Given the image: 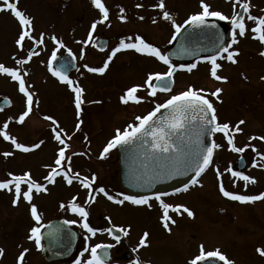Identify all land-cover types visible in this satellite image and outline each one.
<instances>
[{"label":"rangeland","instance_id":"rangeland-1","mask_svg":"<svg viewBox=\"0 0 264 264\" xmlns=\"http://www.w3.org/2000/svg\"><path fill=\"white\" fill-rule=\"evenodd\" d=\"M103 1L112 16L104 23L97 24L92 38L93 41H96V37L100 35L110 38L108 50L106 49L107 52L102 56L93 49L92 43H89L88 46H83L82 43V40L87 39L93 21L101 18L99 9L95 8L93 11L90 9L89 0H10V2L17 3L18 9L32 19V35L39 39L40 34H44L43 44L35 45L26 38L23 49L18 48L15 43L21 31L19 22L10 10L4 8L3 0H0V64L6 67L22 68L21 75L26 82V88L33 96L32 111L22 123H18L19 115L27 107L26 97L19 92L18 81L13 80L10 76L3 78L0 75V98L6 97L11 101L10 108L0 113V129L15 137L18 143L30 148L28 152L21 151L14 148L10 140L6 141L0 136V180L10 179L8 173L21 175L24 172H30L34 180L48 184L49 182L45 181L44 177L48 175L50 167L54 166L58 149L62 147L54 139L53 128L58 125L64 130L63 139L66 136L65 131L72 128L71 117L75 118L77 115L74 93L66 83H62L57 77H54L47 67L48 59L54 49L57 50V54L68 52L67 50L71 49L76 56L77 70L71 80L78 83L83 89L84 103L81 105V113H85L89 119L101 120V125H97V128L102 129V132L99 130L92 133V135H96L92 138L93 141H98L100 146L107 144L110 140L109 136L113 137L110 132L112 127L123 130L128 124L136 122H134L136 116H143L155 107L147 101L146 89L137 93L143 98L140 103L125 104L121 102V96L124 95L126 89L133 85H143L149 73H162L163 68H166L154 57L146 58L145 56L142 58L141 53H136L135 58L130 55L117 54L115 55V57L117 56L116 62L113 63L111 60L109 67L102 74L87 73L84 65L103 66L111 49L119 44V40L115 39V34L119 39H126L130 37V33L135 32L131 36L134 41L137 35L141 36L146 33V30L144 31L140 26L133 28L132 24H127L130 21L140 24L142 22L138 21L160 22L154 26L148 23L144 25L151 30L158 28L161 30V34H153L151 38L143 35L144 37L141 36V38L164 52V45L171 42L175 31L172 21L163 19L162 12L165 10L158 12L159 17L155 18L149 7L154 6L158 0ZM205 3L211 6V10L220 11L230 17L229 8L223 0H205ZM134 4L142 5V7H135ZM165 4L169 12L171 10L172 14L170 13V15L173 20L178 24H183L189 15L201 11L200 0H168ZM121 8L125 12V28L120 25V21H117L121 20ZM141 17L143 18L141 19ZM117 30L119 33H116ZM53 36L63 43V48L57 49V45L52 40ZM82 48L84 50L83 59L80 58ZM29 49H34L38 55L33 56L24 65H17L16 59L25 58ZM87 49H89L88 52ZM128 60L131 65L123 67L122 64L124 65ZM24 72L27 75H23ZM218 75L226 77V71L223 75L218 72ZM254 75L250 77L251 80ZM174 80V86L169 92L168 98L186 90L189 86L203 89L209 96L217 88L222 89L218 98L219 103L222 104L221 107L225 106L224 96L229 99L235 96L228 93L232 91V88L226 80L217 81L210 76L209 66L197 65L191 72L184 69L182 73L175 75ZM166 97H157V100L164 102L168 99ZM234 99L236 100V97ZM49 116L56 121V124L46 119ZM5 123L8 124L7 129L3 128ZM75 127L73 120V128ZM246 137L247 134L241 136L240 144L245 142ZM37 144L39 147H32ZM89 150L91 149L89 148ZM5 152L12 154L4 156ZM113 156L115 158V153L107 162L110 161V167L114 169L116 159L112 160ZM83 160V157H77L74 160L76 168L87 166ZM76 168L71 167V170L78 171L84 177L83 172ZM95 168L96 171H99L97 166ZM105 168H108V165H105ZM261 168L262 164L259 163L258 168L250 175L255 179V183L247 188L251 189L257 185L252 195L264 192V174L261 173ZM203 177L201 176L199 179L200 184L189 188L187 192L180 193L177 197L163 199L164 202L172 205H185L194 213L193 217H189L182 210L180 215L170 211L169 215L175 220V224L169 223L170 231L163 227L161 220L163 213L158 205L131 209V218L128 214H123L124 211L130 212L128 208L123 209L115 206L114 209L118 210V213L121 212L122 214H120L127 219L121 220V222L125 221L130 227L125 236L127 245L123 247V251L131 259L130 264L137 260L139 264L141 262L145 264H188L198 254L201 244L205 246L206 250L219 249L229 260L233 261V264H264V256L257 252V248L264 249V198L243 204L237 201V204L242 205H237V210L234 213L227 214L218 210L215 197L204 196L206 191L201 189ZM58 179L55 178V180ZM74 183L75 180L71 185L65 181V188L64 185L63 187L58 185V188L62 190V198H65L63 200H57L51 195L44 199V193L49 194L48 185H46V191L33 193L31 203L38 202L37 204H40L36 206L39 214L42 216L44 214L43 219L45 216L46 219L59 218L61 216L60 206L56 207V204L63 203L67 207L73 196L76 197L77 203L86 206L84 198L88 197V192L84 191L85 189L81 186L75 187ZM22 187L26 190V186ZM13 199L14 189L13 191L0 190V249L3 250L0 254V264H18V257L24 249H28V251L25 253L23 264H46L40 255V249H37L34 241L28 239L30 229L37 226L34 225V220L28 211L27 204L29 202L21 197L19 202L13 205ZM96 206L98 207V203L89 205L88 219L93 221L95 228H99L100 223L96 221ZM110 207L107 210L112 211L113 209ZM250 214L257 216L251 217ZM46 219L45 221H47ZM64 219L75 220L70 215ZM79 219L77 216V224L82 228ZM121 222L116 224L123 226ZM43 223L42 221L41 224ZM145 232L148 233V236L145 245L141 246L140 240ZM103 239L102 231H98L95 236L90 237L88 246L95 245ZM88 246L83 247V252ZM89 255L90 253H85L80 258L87 259ZM219 262L223 264L222 261Z\"/></svg>","mask_w":264,"mask_h":264},{"label":"snow or ice","instance_id":"snow-or-ice-1","mask_svg":"<svg viewBox=\"0 0 264 264\" xmlns=\"http://www.w3.org/2000/svg\"><path fill=\"white\" fill-rule=\"evenodd\" d=\"M91 2L97 9H99L101 18L93 21L91 29L88 32L87 39L83 40L82 43L84 45L92 43L93 46H100L97 41H93V33L97 28V24L104 23L108 20L109 11L102 3V0H91ZM237 3L239 4L241 11L236 10ZM3 5L6 10L11 11L12 15L18 20L21 27L18 38L15 41L18 48H24L26 38L31 40L35 45H41L44 43L43 33L40 34L39 39L32 35V19L23 11L18 9L17 3L10 2V0H3ZM137 7H142V5L138 4ZM155 7L164 10V0H158ZM200 8L201 11L189 15L188 18L184 20L183 24L176 23L168 11H163L162 15L163 19L172 21V27L175 30L172 37L173 39H176L177 34L181 32V29L184 28L185 25L197 28L206 27L216 29V23H209L208 18L210 17L216 18L220 21H230L233 30L231 34V41L225 42L223 40V36L217 34L218 44L215 54L203 58L208 61L211 66L210 76L213 79L217 81L226 80V77L218 75V70L222 67V65L217 62L218 58L236 63L235 57L238 55V51L232 50V46L238 42L237 30L238 35L241 37H243L248 30L245 17H247L248 21L254 22V26L251 28L254 38L264 44V15L257 17L256 15L250 14V4L246 2V0H235L231 17L224 15L220 11L211 10V6L205 3V0H200ZM120 11L123 13L124 9L121 8ZM142 18L143 17H141V19ZM120 19L124 20L125 17L121 16ZM52 40L57 45V49L64 47L63 43L57 40L55 36L52 37ZM100 47L101 50H103L102 46ZM128 49L154 57L156 60L167 66V71L163 73H149L147 78L144 80L143 85H133L132 87L126 89L124 95L121 96V102L125 104L129 102L140 103L143 98L138 96L137 93L144 89L147 90V95L149 97H155L158 91L170 92L172 77L177 71V66L170 61L168 54L162 52L151 43L146 42L139 35L134 38V41L131 37L121 39L119 44L111 49V52L104 61L103 66L89 67L88 65H84V67L88 72L102 74L109 66V62L118 52ZM67 51L68 56L72 58L71 61H66L60 67H55L53 62L57 60V50L54 49L48 59L47 67L48 71L54 77H57L62 83H66L70 90L74 93L76 113L77 117H79L81 113V105L84 103L83 89L67 75V67H74L75 65L72 62L76 59V56L73 54L71 49H68ZM260 54L264 55V51ZM35 55H38V53L34 49H29L25 58L16 59V64L24 65ZM83 56L84 50L82 48L80 58L83 59ZM178 67L181 70L186 69L188 72H191L197 67V64H181ZM22 71L23 70L20 67H6L5 65L0 64V73L7 74L13 80L18 81V90L26 97L27 107L26 110L19 115L17 120L18 123H22L25 120V118L32 111L33 105V96L26 88V82L21 75ZM23 75H27V73L24 72ZM221 91L222 89L217 88L215 91L211 92L210 95L218 99ZM5 101L8 102L7 98H5ZM161 109H164L165 112L163 115L158 116L157 114L161 112ZM46 119H49L53 124H56V121L52 117L49 116L46 117ZM135 121V123L128 124L123 130H120L119 128L115 130L114 136L107 142L100 152V158H104L111 149L116 148L117 146L134 144L139 141L141 146H146V156L157 162L158 171L154 172L153 175H167L171 177L172 175H187L188 172L193 173L189 183H185L182 189H175L176 192L187 191L190 185L200 184V180L198 178L213 163L214 152L216 149L220 148L221 145L216 143L215 140L205 144L202 140V137L205 135L212 136L216 133H222L231 151L242 153L246 148L251 147L252 151L255 152L261 160H264V154L258 152L254 146L245 145L244 147H237L235 145L234 134L242 131L239 125L243 124L244 121H238L235 126L230 125L228 122H219L216 114V108L207 98L203 89H196L193 86H189L186 90L169 96V98L163 103L155 104V107L151 111L147 112V114L143 116H136ZM7 127L8 124L5 123L3 128L7 129ZM76 128H80V123H77ZM63 132L64 130L59 128L58 125L56 128H53L54 139L62 145V147L58 149L57 156L54 160V166L50 167L48 175L44 177L45 181L54 183L55 178L58 176H62L69 185H71L74 180L79 181L81 187L88 190V197L85 199L84 205H89L95 201L96 197L92 195L93 191L103 194L109 201L119 205H123L125 202H130L133 205H147L148 207H151L149 201L154 198L159 202V206L162 209L163 214L161 220L163 222V227L169 231V223L175 224V220L169 215L170 211L180 215L182 214V210L183 213H186L189 217L194 216V213L185 205H172L164 202L161 197L167 195V193L157 192L154 193L153 196H136L118 193L117 196H122V198H116L113 195H110L104 187L94 189L93 186L96 180V176L94 174L91 178H89L88 176L81 177L78 172H72L70 167L71 157L66 156V151L70 145L62 138ZM0 136H2L6 141L10 140L14 148L24 152L30 151L29 147L22 143H18L15 137L10 136L2 129H0ZM68 139H71V137H68ZM249 139L264 140V137H250ZM32 147H39V145H33ZM11 154L12 153L10 152L3 153L4 156H9ZM252 164L253 166H256V161L253 160ZM224 171L230 173L231 177L234 178V185L236 180L244 181L245 187H247L248 183H255L254 178L249 177L241 171H234L231 165ZM216 174L217 180L220 181L219 191L222 196L242 203L252 202L264 198V192H261L259 195H241L233 191L226 190L222 181L223 173L220 172L219 168L216 169ZM8 176L10 179L0 180V190L13 191L14 189V199L12 201L13 205L17 204L21 197L23 200L29 202L31 216L37 226H33L30 229L28 239L30 241H34L37 249H40L42 239L41 228L44 227V225L40 223L41 215L38 212L37 206L32 204L31 201L33 199V193L46 191V186L34 180L30 172H24L21 175L8 173ZM22 186H26V190ZM60 207L65 208V205L62 203ZM67 210L71 211L80 218V226L89 234L88 236H85L86 241L90 239L91 236H95L98 231L106 232L109 236H112L117 243L120 242L121 236L115 233H123L124 235L128 234L127 228L118 227L114 224L111 227L103 229L90 226L88 219L89 212L86 207L76 202L75 196H73L72 200L67 204ZM77 222V220L64 221L65 224H76ZM109 223H111L110 220ZM147 236L148 233L145 232L144 236L141 237V246L145 245ZM112 246L113 245L111 244L102 243L90 245L84 249L83 253H81V257H83L85 253H90L89 257L87 259H81L78 257L75 264H106L109 255L107 250ZM27 251L28 249H24L20 253L18 257V264H23L25 253ZM133 251H135V249H133ZM2 252L3 250L0 249V254H2ZM257 252L261 256H264V249L257 248ZM209 258H215L216 261H222L223 264H233V261L229 260L219 249L206 250L203 244L199 245L198 254H196L188 262V264H207ZM132 264H139V261H133Z\"/></svg>","mask_w":264,"mask_h":264},{"label":"flooded vegetation","instance_id":"flooded-vegetation-1","mask_svg":"<svg viewBox=\"0 0 264 264\" xmlns=\"http://www.w3.org/2000/svg\"><path fill=\"white\" fill-rule=\"evenodd\" d=\"M133 1H136V0H133ZM166 1L168 2V0H164V4L166 3ZM223 1L226 4V6L229 8V13L231 17L232 12H233V4L235 3V0H223ZM89 2L91 3V7L90 6L89 7L93 11V9H95L96 7L92 4L91 0H89ZM89 2H87V5H89ZM246 2L250 4V14L256 15L257 17L264 15V0H246ZM102 3H104L103 0H102ZM157 3L158 1L156 2V4ZM134 5L135 7L137 6V4H134ZM155 5L152 7H149V9L155 15V18H157L159 17L158 12H162L163 10L155 7ZM105 7H107L106 4H105ZM164 10L169 12V10L166 8V4H165ZM236 10L240 11V7L238 3L236 4ZM169 13H171V10ZM111 16L112 15H110L109 13V18ZM121 16L125 17V12L121 13L120 17ZM117 21L121 22L120 23L121 26L125 25L124 20H117ZM138 22H142V24L137 23V22L132 23L131 21L127 22V24H132L133 28L140 26L142 29H144V31L146 30V33L143 35L148 36L150 38L153 36V34L162 33L161 30H159L158 28H154L151 30L147 28L146 25H144L148 23L151 26H154L160 22H156V21H150V22L138 21ZM229 22L230 21H226V23H229ZM245 22H246V26L248 29L246 31V34L243 37H241L238 35V30H237V41L238 42L232 46V50L238 51V55L235 57L236 63H232L230 61H227L226 59L221 60L218 58L217 60V62L222 65V67L218 70V72L221 75H223L224 71H226V81L229 83L228 85L230 86V88H232V91H229L228 93L234 94L235 95L234 97H236V100L234 99V97L232 99H229V97H225L224 96L225 94H224L223 96L225 99V102H224L225 106L221 107L222 104L219 103V99H217L216 97L207 95V98L213 103L214 107L216 108V114H217L219 122H228L230 125L235 126L238 121H241V120L244 121L243 124L239 125L242 131L234 134L235 145L237 147H244L245 145H252L257 149L258 152L263 154L264 149H262V147H264V140H260V139L250 140L249 138L250 136L251 137H264V72H263L264 55L260 54L262 51H264V44H262L258 39L254 38V34L251 31V28L254 26V22L248 21L247 17H245ZM232 31L233 30L231 28L228 34L227 42L231 41ZM116 33H119L118 30L116 31ZM134 33H130V37ZM115 35H116L115 39H118L120 41L121 39L117 38V34ZM97 39H107L108 45H109L110 38H105L103 35H100L96 37V40ZM168 45L169 43L164 45V53ZM83 46H88V45L83 44ZM107 50H108V47H107ZM107 50H105L104 52H97V53L103 56L105 55ZM88 51L89 49H87V52ZM136 53L137 52L135 50L128 49V50H122L118 52L117 54L130 55L132 58H135ZM141 56L142 58H144L145 56L146 58H152L151 56L146 55V54H142ZM116 57L115 56L113 57L112 59L113 63L116 62ZM130 63H131L130 60H128L126 61L124 65L122 64V66L123 67L129 66L131 65ZM191 63H197V65L209 66V68L211 67L208 61L206 60L201 61V62L177 63L175 64L177 66V71L174 73L172 77L173 86H174V81H175L174 80L175 75L177 73H182L183 71L179 69L178 66L181 64L188 65ZM76 70H77V64H76L75 70L69 74L70 79L73 77ZM166 71H167V66L165 69L163 68V72H166ZM253 74L255 75L253 77V80H251L250 77ZM168 94L169 93H162L158 91L155 97L147 96V101L149 103H152L153 106H155V104L157 103H163V102H158L157 97L167 96L166 98H168ZM238 96H242V97L240 98ZM228 105H229V108L227 107ZM73 120L75 121V125H77V123H80L79 129H77L76 127L73 128ZM70 121L72 124V128L69 131L67 130L65 131L66 132L65 142L70 145V147L66 151V156L71 157L70 167L76 168L74 160H76L77 157H83L84 159L83 163L86 164L87 166H79L76 169L79 168L80 172H83L84 176H88L89 178H91L93 174L96 176V180L93 186L94 189L99 188V187H104L105 190L110 195H113L116 198H122V196H117L118 193H122V194H125V193L120 187L119 165H118L116 148L111 149L110 152L104 158H100V152L102 151L103 147L106 144L100 146L98 141L96 142V141H93L92 139L93 137H96V135L94 136L92 135V133H96L100 130L97 128V125H101V120L100 119H97V120L89 119L88 116L85 115V113H80L79 117H77V115L75 118L71 117ZM116 129H118V127H112L110 129L112 136H114ZM100 132H102V129L100 130ZM245 134H247V137L245 138V142L243 144H240L241 136ZM68 137H71V139H68ZM88 137H91V138H88ZM111 138L112 137L109 136L108 139H111ZM213 140H215L216 143L220 144L221 147L215 150L214 155H213V163L210 165L209 169L203 175L204 177L201 182V187H202L201 189H204L206 191V194L204 196L207 195L206 197L213 196L216 198L218 207H219L218 210L223 211L227 214H232L237 210L236 206L242 205L244 202L242 204H237V201H233V200H230L222 196V194L219 191L220 181L217 180L216 169L219 168L220 172L223 173L222 181L224 183L226 190L233 191L241 195H252L257 185L254 188L248 189L247 187H245V182L241 180H236L235 185H234L233 184L234 178L231 177L230 173H227L224 170L231 165L234 171H241L250 177V175H252V172L258 168L259 163L264 165V160H261L260 157L257 156L256 153L252 151L251 147L246 148L245 151L242 153L231 151L222 133L214 134ZM89 148L91 150H89ZM113 153H115V158L113 156L112 160L116 159V163H115L116 166L114 169L110 167V164H109L110 161L107 162V160L110 159ZM253 160L256 161V166H253L252 164ZM104 163H107L105 165H108V168H105ZM100 164L102 165L101 167H100ZM95 166L98 167L99 171L98 170L96 171ZM72 172H78V171L72 170ZM261 173L264 174V166H262L261 168ZM56 178H59V179L55 180L54 183H48V184L41 183L45 186L48 185V188H49V194L44 193L45 195L44 199H47L49 195H51L55 199L57 198V200L65 199V198H62V193H61L62 190L58 188V185H61L62 187L64 185V188L66 187L65 180L63 179L62 176H58ZM251 184L253 183H248L247 186ZM74 186L78 187L81 185L79 181L75 180ZM248 190L250 192H247ZM84 191L88 192L87 189H85ZM93 192H94V196L96 197V199L93 203L89 205L98 203V207L96 206L97 207L96 208V211H97L96 221L100 223V226L98 229L107 228L108 226H112L113 224L118 227L127 228L128 230L130 229L129 225H127L125 221L124 223L121 222V220L123 221L124 219L125 220L127 219L121 215L122 214L121 212L120 214L118 213L119 212L118 210L114 209L115 206H118L119 208L122 207L123 209L128 208L131 213L124 211L123 214H128L129 218L132 217L131 209L135 210L136 208H140V209L145 208V207L149 208L147 205H133L130 202H125L123 205H119V204L113 203L112 201H109L103 194H100L96 191H93ZM180 193H184V192L173 191V192L167 193V195L162 196L161 199L163 200L164 198L177 197L179 196ZM85 199L86 198H84V201ZM37 203L38 202L33 203V204L40 205ZM149 203L151 204V207L153 205L159 204V202L155 200L154 198H152L149 201ZM60 205L61 204H56V207ZM89 205L85 206L87 210H88ZM109 207L112 208L113 210L112 211L107 210L109 209ZM27 208H28V211L30 212V204H27ZM59 210L61 212V216L59 218L64 219V217H67V216L69 217L70 215L76 220L77 215L67 210L66 206L65 208L60 207ZM43 216L41 214L40 223L43 221L44 223L42 225L44 226H46L47 223H49L51 220L57 219V218L46 219V216L43 219ZM249 216L255 217L257 215L250 214ZM45 219L47 221H45ZM109 220L111 221V223H109ZM129 221L131 222V219ZM33 222H34V225H36V222L35 221ZM92 222H93L92 220L91 221L89 220L90 226L94 227ZM117 222H121L123 226L117 225L116 224ZM43 229L44 227L41 228V232ZM78 230H80V232L82 233V248H83L87 243L90 242L89 241L90 239H88L87 241L85 240V236H88L89 234L83 228L78 227ZM102 233H103L104 239L102 241H99L98 243L113 245L110 248L111 258L106 264H130L131 259L129 258V255L126 256L127 253L123 251V247L127 245V240L125 238L126 235L123 234V237L121 238L120 242L117 243L106 232H102ZM27 241L29 242V240ZM81 253H83V249ZM81 253H80V256H81ZM141 264H145V263L141 262Z\"/></svg>","mask_w":264,"mask_h":264},{"label":"water","instance_id":"water-1","mask_svg":"<svg viewBox=\"0 0 264 264\" xmlns=\"http://www.w3.org/2000/svg\"><path fill=\"white\" fill-rule=\"evenodd\" d=\"M209 23H216L217 28L190 27L185 25L181 32L173 39L166 54L169 55L172 63L202 60L206 56L215 54L218 44L217 34L223 36L226 42L228 30L231 24L227 25L224 21L216 18H208ZM100 46L94 48L100 52L107 48L106 39L97 40ZM72 58L68 53L57 56L53 62L55 67H60L66 61ZM75 65V61L72 62ZM75 66H68L66 71L69 75ZM171 86V85H170ZM5 98L0 99V112L10 108L11 103ZM164 109L157 115H163ZM150 139V138H148ZM205 144L212 142V136L202 137ZM146 146H141L137 141L134 144L117 146V157L119 165V179L121 188L128 195L153 196L154 193L168 192L177 187H183L189 183L192 172L187 175H153L158 171L157 162L153 161L145 154ZM203 174V173H202ZM201 174V175H202ZM121 236V233H115ZM42 251L41 255L48 264H72L78 256L81 248V237L76 229L69 224H65L63 219H57L50 222L42 232ZM109 254V249L107 250ZM110 259L108 255L107 261ZM106 261V262H107ZM207 264H218L215 261H207Z\"/></svg>","mask_w":264,"mask_h":264}]
</instances>
